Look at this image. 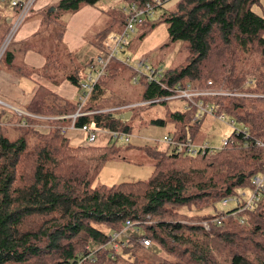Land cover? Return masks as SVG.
I'll list each match as a JSON object with an SVG mask.
<instances>
[{
    "label": "trees",
    "instance_id": "1",
    "mask_svg": "<svg viewBox=\"0 0 264 264\" xmlns=\"http://www.w3.org/2000/svg\"><path fill=\"white\" fill-rule=\"evenodd\" d=\"M100 1L60 0L55 12L45 11L41 25L47 28L61 15L95 7ZM147 1L126 0V5ZM5 2L12 6L10 0ZM259 2L176 0L170 7L166 2L157 9L162 13L141 27L149 32L164 20L170 41L184 42V59L165 68L160 83L140 75L142 102L167 107L166 117L152 122L170 123L168 135L181 141L195 139L202 119L186 99L162 100L176 85L203 87L213 80L215 87L242 94L196 98L242 124V131L233 130L229 136L233 143L214 154L198 156L179 152L174 145H145L155 159L149 179L96 185L115 145H74L62 132L71 123L68 116L80 106L84 114L76 118L78 127L87 124L130 132L123 117L117 118L112 110L118 105L110 103L109 89L123 66L131 68L132 77L137 74L131 65L114 60L82 105L79 66L65 76L77 89L72 99L39 83L25 106L33 116L17 122L11 116L0 129V264H264V187L254 202L240 196V190L253 189V178L264 173V146L255 142H264V15L253 10ZM12 7L16 14L19 7ZM110 14L108 26L96 41L100 50L105 49L108 35L126 22L123 9L115 8ZM3 17L0 11V46L12 23ZM58 31L63 32L62 28ZM23 52L11 42L1 62L31 76L34 70L20 60ZM45 58V73L63 70L59 53L50 52ZM46 76L51 83L64 79ZM171 103L180 106L171 109ZM133 110L128 107L122 115ZM20 120L27 125L17 124ZM245 129L252 139H246ZM238 195L240 205L229 210L218 207L225 198ZM183 207H213V212L187 215ZM128 220L132 228H143L142 236L150 239L154 252L159 248L165 257L158 261L141 257L140 250L148 247L136 234L116 254L107 243ZM90 250L95 252L87 257Z\"/></svg>",
    "mask_w": 264,
    "mask_h": 264
},
{
    "label": "rangeland",
    "instance_id": "2",
    "mask_svg": "<svg viewBox=\"0 0 264 264\" xmlns=\"http://www.w3.org/2000/svg\"><path fill=\"white\" fill-rule=\"evenodd\" d=\"M175 3L176 0H170L165 6H174ZM2 5V8H5L4 4ZM33 6L35 5H32V7ZM53 6L55 7V4H51L48 8L45 7L44 12L49 11ZM125 6L126 0H101L93 10L98 11L99 15L94 14L93 12H83L78 15H76L77 13H66L55 19L51 25L45 29V31L32 36V38L28 41H26L24 37H21L23 31L22 28L20 29V25L12 39V42L16 44V47H18L17 49H22L25 47V44L29 45L36 42H39L40 44L43 43V53H60L61 60L64 62L63 70L59 72L60 78H64L62 80H66L65 76L67 73L73 72L78 66L80 68L81 78L83 79L87 68V66L84 67L86 62L90 60V58H93L98 53L102 52V50L97 47L96 41L98 40V34L105 30L108 26L111 20V11L115 8L123 9ZM36 7L37 5L33 8L35 9ZM32 10L27 16V20L31 17V15H34L35 11L33 12ZM253 10L260 15H264V0H260L259 3L254 4ZM2 11L4 14L5 9ZM55 11L56 9L54 12ZM161 13L162 10H159L157 16ZM59 28H62L64 33H69L73 36V40L66 42L65 36L63 35L61 36V39L59 38L61 41L59 40L57 44L54 42L50 44V40H52L51 36L54 33L57 34ZM133 39L132 44L126 50V52L130 54L133 64L137 61L145 59L153 66L163 65L164 68H168L179 64L184 59V53L182 51L184 42L181 40L173 42L170 41L168 24L164 20L158 22V24L149 32L142 31L140 27ZM80 41H83L84 46H76V43H80ZM5 65L6 64L4 62L0 61V69H2ZM42 70L43 74H49V72H44V67ZM53 74H57V72H54ZM24 83L26 84V88L31 90L34 89L36 84L34 80H24ZM112 85L113 87H110L109 89V96L111 97L110 103L112 105H118L113 108L115 116L121 119L122 114L125 113L124 109H118L120 106L131 105L134 108L131 117L128 119H122L131 127L130 141L126 142L123 139H117L111 136V131L109 129L103 128L97 133L96 140L91 144H87L86 140L85 142H72L74 145L103 146L110 143L115 145V152L101 170L98 178L96 179V185L105 184L110 186L124 181L149 179L154 171L155 159L150 156L143 147L148 145L164 148L167 146V144L163 142L164 135L168 134V132L172 130L170 123L168 125H162L152 122V120L156 118H165L167 107L163 104L146 106L145 102H142L141 96L143 88L140 84L133 83L130 67L126 65L123 66L120 74H118L115 80L112 81ZM176 106H180V104H169L171 109ZM4 107L6 109L2 112L4 118H6V115L9 113L15 114L16 108H10L0 102V110L2 108L4 109ZM14 116L19 118L16 114ZM232 119L233 117L230 115H226L225 120H219L212 115L204 116L201 119L198 132L195 135V141L203 143L206 142L210 146L217 148L222 147L223 140L228 139L235 128H242V124L236 120L232 125ZM103 139H106V143H100ZM253 192L254 190L252 188L240 190V196L243 200L249 201ZM217 205L221 209L229 210L234 208L237 203L235 201H231L224 208H222L221 203H217ZM202 208L183 207L182 210L187 215H191L197 211L213 212V207ZM187 218H189V216L185 219ZM144 232L145 230L143 228L138 229L130 227L127 230V235H123L122 239L127 240V238L133 234L138 235L142 239L145 238L142 236ZM155 248L156 247L152 244L146 248L149 251L140 250V256L149 261H158L165 257L166 254L163 252L160 253L159 248H157V251L154 252ZM121 252H123V248Z\"/></svg>",
    "mask_w": 264,
    "mask_h": 264
},
{
    "label": "built area",
    "instance_id": "3",
    "mask_svg": "<svg viewBox=\"0 0 264 264\" xmlns=\"http://www.w3.org/2000/svg\"><path fill=\"white\" fill-rule=\"evenodd\" d=\"M5 1V0H2ZM169 0H150L147 1L143 5L138 4H130L126 5L123 10L127 14L126 22L121 30L117 32H113L108 35L105 49L102 50V52L98 53L95 57L91 58L87 65V69L85 72V77L81 81V92L79 94V100L81 105L86 102V100L89 98L91 93L94 90V87L96 83L100 80L101 77H103L110 64L114 60H119L127 65H131L135 72V74L132 77L133 83L140 84V75L144 74L143 76L146 77L147 81L149 82H157L160 83L161 79L163 78V75L166 72V69L164 67H155L151 65L147 60L142 59L140 61H137L136 63H132V58L129 53L126 52V50L130 47V45L133 42V37L137 33L138 29L140 27H143L147 21H150L155 18L157 9L168 2ZM35 0H10V3L14 7H19V11L13 16L12 23L10 30L2 42L0 46V61L3 58L8 46L12 42V39L20 27L22 23L25 21L27 16L32 10V5L34 4ZM167 88V86H165ZM172 94L168 97H164L163 99H174V98H183L186 99L188 102L192 103L194 106H196L198 113L197 118H203L206 115H212L216 117L219 120H225L226 115H228L224 110H219L216 106L208 103H204L203 101H198L197 97H207V96H230V95H242L240 93H235L232 91H229L225 89L224 87H215L213 80H208L207 85L200 87L197 85L192 84H178L176 85L172 90ZM160 100V99H158ZM0 102L1 99H0ZM150 102V101H149ZM3 103V102H2ZM147 103V102H145ZM128 107H131V105H124L120 106L118 109H127ZM81 108V106H80ZM80 108L72 115L68 116V118H71V123L68 126H64L62 128V132L67 134L68 130L70 129H77L80 128L86 133V143L91 144L93 143L97 138V133L101 131L102 127H95L92 125H83L81 127L77 126L76 118L78 116L83 115L80 111ZM112 110H114L112 108ZM16 114L19 116V118H22L24 116H33L32 114L16 108L15 109ZM47 119L51 117H45ZM21 125H27L25 120H20L17 124ZM235 123V119L233 118L231 121V124L233 125ZM4 123L1 121L0 116V129ZM234 130H237L238 132L242 131L241 128H235ZM244 134L246 139H252L247 133L246 129L244 130ZM111 136L119 139H123L126 142H129L131 139V133L128 131H118L113 130L110 132ZM163 142L169 145H174L179 152H183L192 156H198V155H208V154H214L218 150L224 148L225 146L231 144L234 142L232 138H228L223 140V145L220 148L210 146L207 143H196L192 139H187L184 141L178 140L168 134L164 135ZM257 144L264 146V142L261 140L255 141ZM253 184H254V192L251 197V199L248 201L254 202L255 200H259L261 196V188L264 187V173L256 175L253 178ZM231 201H235L237 204L240 205L241 197L234 196V197H227L222 201V208L227 206ZM247 203V204H248ZM203 225L209 229L210 224L207 221L203 222ZM133 224L130 220L127 221L125 227L121 230L114 231L111 236L110 240L107 243L108 246H111L112 249L115 250V253H121V250L124 246L127 245L129 242V239H131V236L127 238V240H123L122 236L127 235L128 228L132 227ZM142 237V236H141ZM139 242L144 246L148 247L151 246L152 243L149 238H140ZM88 248V247H87ZM95 251L90 250L87 257L94 254Z\"/></svg>",
    "mask_w": 264,
    "mask_h": 264
},
{
    "label": "crops",
    "instance_id": "4",
    "mask_svg": "<svg viewBox=\"0 0 264 264\" xmlns=\"http://www.w3.org/2000/svg\"><path fill=\"white\" fill-rule=\"evenodd\" d=\"M60 0H35L33 5H37V7L34 9L32 7V11L34 15L27 20L24 21V23L21 25L20 29L22 28V34L21 37H24L26 41L32 38L34 35H38L45 31L46 27L43 28L41 23L42 19L44 17V9L45 7H50L51 4H56ZM1 1L0 2V11L4 10V17L8 20H12L14 14H15V9L9 5V3ZM4 4L5 8H2ZM56 7V6H55ZM46 8V9H47ZM95 9L94 6H85L75 14H81L83 12H93L94 14H98V11H93ZM97 9V8H96ZM32 14V13H31ZM3 17V18H4ZM26 22V23H25ZM49 27V26H47ZM84 29V28H83ZM59 31H57V34H53L52 40H50V44L52 42L58 43V41L61 39V36H65L66 42L72 41L73 36H71L69 33H64L60 34ZM57 35V36H56ZM60 37V39H59ZM61 41V40H60ZM15 48L16 44H14ZM43 43H32V44H25V47L22 49H19L20 52H23L24 54L21 56V61L24 62L28 67L29 70H34L33 74L31 76L24 75L23 73L16 72L15 70L10 69L8 66H4L2 69H0V99L3 102V104L9 106L10 108H19L25 111V106L31 101L33 94L38 87L39 83H45L51 86L54 90L59 92L60 94L64 95L67 98H74L77 94V89L74 85L71 84L69 80H60V82L57 83H51L50 81L46 80L45 77H47L45 74L42 73V69L46 64V54L43 53L42 49ZM76 46H84L83 41H80V43H76ZM60 55V53H59ZM61 56V55H60ZM91 59V58H90ZM89 61V60H88ZM87 61V62H88ZM86 62V63H87ZM54 72H57V74H53ZM60 71L57 69L50 70V74L56 76L58 79L60 78ZM24 80H34L35 81V87L33 90L27 89L26 84L24 83ZM5 108V107H4ZM6 110V109H5ZM3 108L0 110L1 113V121L2 123H6L9 121L11 116H14L15 114L9 113L6 115V118H4L2 112L5 111ZM16 113V112H15ZM17 115V114H16ZM18 121V118L15 116V119L12 120V122ZM20 122V121H19ZM71 143H78L79 141L85 142L86 140V133L80 129H70L68 130L66 134ZM108 140V139H107ZM195 141V139H192ZM196 143H203V142H197ZM72 143V144H73ZM99 143V142H98ZM100 143H106V139H103ZM206 143V142H205ZM104 146V145H103Z\"/></svg>",
    "mask_w": 264,
    "mask_h": 264
},
{
    "label": "water",
    "instance_id": "5",
    "mask_svg": "<svg viewBox=\"0 0 264 264\" xmlns=\"http://www.w3.org/2000/svg\"><path fill=\"white\" fill-rule=\"evenodd\" d=\"M55 9H56V7L53 6V7L50 8L49 11L51 12V11H54ZM131 114H132V112L128 111L126 114L122 115V117L125 118V119H128L129 117H131Z\"/></svg>",
    "mask_w": 264,
    "mask_h": 264
}]
</instances>
